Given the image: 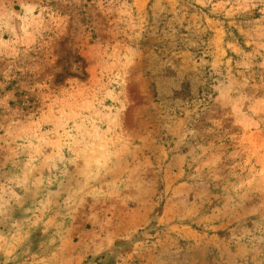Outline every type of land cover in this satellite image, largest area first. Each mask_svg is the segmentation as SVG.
Wrapping results in <instances>:
<instances>
[{
	"label": "rangeland",
	"instance_id": "rangeland-1",
	"mask_svg": "<svg viewBox=\"0 0 264 264\" xmlns=\"http://www.w3.org/2000/svg\"><path fill=\"white\" fill-rule=\"evenodd\" d=\"M0 264H264V0H0Z\"/></svg>",
	"mask_w": 264,
	"mask_h": 264
}]
</instances>
